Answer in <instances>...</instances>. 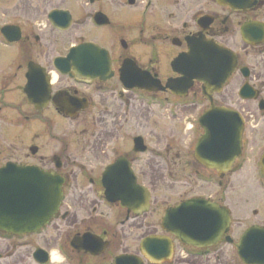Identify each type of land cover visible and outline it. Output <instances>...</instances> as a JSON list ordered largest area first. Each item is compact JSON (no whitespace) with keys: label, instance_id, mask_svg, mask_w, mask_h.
Listing matches in <instances>:
<instances>
[{"label":"flooded vegetation","instance_id":"1","mask_svg":"<svg viewBox=\"0 0 264 264\" xmlns=\"http://www.w3.org/2000/svg\"><path fill=\"white\" fill-rule=\"evenodd\" d=\"M28 1L32 7L36 5L37 17L44 16L43 28L34 20H29L31 24L0 21V45L9 50L4 56L7 59L4 68H0V168L8 164L34 167L59 177L63 180L62 200L58 212L38 231L21 235L0 231V244L6 245L7 257L15 262L20 260L19 263L27 259L28 264H54L52 251L47 247L53 242L62 258L60 264H229L232 261L225 258L224 252L232 247L236 249L237 264H244L238 254L241 236L251 227L264 228L263 223L251 224L235 237L232 221L229 233L211 248L183 245L162 231L166 211L194 198L226 206L224 199L192 195L160 213L156 186L162 168L161 176L167 180L170 173L174 186L178 180L198 179L209 187L211 179L217 178L218 187L222 188L225 182L233 186L235 181L247 176L252 181L260 179L264 192L260 165L264 159V0H120L121 7L111 12L100 7L105 0H75L74 8L64 5L68 0ZM83 3L90 8H82ZM138 4L142 6L137 18L141 37L149 20L158 25L157 37L153 36V40L158 38V44L151 39L144 43L147 39L144 36L137 41L133 39L132 46L120 38L116 47H106L77 36L80 41L67 46L61 35L80 23L88 27L92 36L100 30L114 34L127 22L125 14L120 17L123 10L127 13ZM4 27L18 28V33L14 30L8 35L19 39L9 42L3 34ZM104 36L108 35L104 33ZM193 39L214 43L231 55L222 64L231 71L228 76L226 69L221 74L226 80L220 92H209L214 106L234 111L244 126L241 154L222 174L205 167L196 158L197 144L205 133L200 121L212 106L204 93L205 83L193 78L190 69L183 72L182 64L175 66L181 56L189 53ZM83 44H95L106 50L109 63L103 62V70L96 71L91 65L90 73L82 68L84 59L93 61V57L79 55V67L75 65V68L71 66L74 63L63 62L74 47ZM146 84L147 87L143 86ZM150 108L165 110L171 119L182 120L187 125L192 159L186 167L192 171L193 179L181 177L174 170L170 149L165 155L158 154V146L148 143L140 131L128 134L122 139L124 143H113L111 147L107 143L106 151H96L101 136L103 140L109 134L129 132L132 114ZM57 118L89 125L84 126L82 134L91 136L80 156H74L65 146L57 147L49 157L35 143L36 130L48 132L51 121ZM105 132L109 134L103 135ZM18 139L21 150L16 148ZM91 152L95 153V161L99 162L105 155L107 162L99 167L82 162L83 156ZM149 165L156 170L160 167L157 177L152 170L148 177L144 170ZM110 167L109 180L115 183V188L109 196L133 197L137 203L147 195V207L130 209L123 207L121 201L106 199L103 181ZM70 199L77 200L76 213L70 212ZM162 236L172 239V255L161 258L144 255L143 241ZM130 246L136 248L134 252ZM89 247L95 254L86 251ZM121 257L128 258L121 260Z\"/></svg>","mask_w":264,"mask_h":264},{"label":"water","instance_id":"2","mask_svg":"<svg viewBox=\"0 0 264 264\" xmlns=\"http://www.w3.org/2000/svg\"><path fill=\"white\" fill-rule=\"evenodd\" d=\"M16 31L15 27L2 29L9 42L19 38L9 36L8 32ZM84 59L82 68L92 73L91 65L96 71L103 70V62L109 63L107 52L93 44H84L74 47L67 59L63 62L68 65L74 63L79 67L77 57ZM228 51L204 39L190 41L189 53L181 56L176 63L182 64L183 72L191 70L199 81L204 82V93L211 99L212 106L202 117L200 123L204 135L196 147V158L205 167L216 170L220 174L228 171L241 154L243 120L234 111L214 106L210 93H219L226 78L221 74L230 67L223 66ZM89 63V65H87ZM228 64V62H227ZM69 69V68H68ZM65 70L62 73H66ZM100 73V72H99ZM30 78V75H29ZM123 79V77H122ZM147 87L146 85H143ZM210 92V93H209ZM264 175V159L260 164ZM112 167L104 174V185L107 200L121 201L123 207L130 209L145 208L149 204L147 195L135 203L133 197H111L115 183L109 180ZM63 180L50 173L42 172L34 167H18L13 164L0 169V231L8 234L21 235L38 231L48 223L58 212L62 200ZM136 208V209H137ZM231 211L225 206L206 199L194 198L169 208L162 221V231L175 237L183 245L196 249H205L217 245L229 233L232 224ZM230 237H227V240ZM73 247L77 248L75 243ZM141 249L149 258L166 257L173 253V242L170 237H150L143 241ZM87 252L95 254L91 247ZM42 251H38L41 254ZM238 254L244 264H264V228L251 227L243 236L238 247ZM128 257H121V260ZM43 262H46L43 261Z\"/></svg>","mask_w":264,"mask_h":264},{"label":"rangeland","instance_id":"3","mask_svg":"<svg viewBox=\"0 0 264 264\" xmlns=\"http://www.w3.org/2000/svg\"><path fill=\"white\" fill-rule=\"evenodd\" d=\"M118 1L120 0H105L102 4L103 6L101 5L100 7L108 8V11L111 12L113 11V9L121 7ZM31 5L32 4H30L28 0H0V21L2 23H21L29 22V20H34L38 22L43 28V25L45 23L44 16L39 15L37 17L35 13L37 11L36 5H33V7ZM64 5L69 8H74L75 0H68V2ZM82 8L89 9L90 7H87L86 4L83 3ZM141 9L142 6L138 4V6L132 7L130 10H127V13L123 10V13L120 14V17H123V14H125L127 22L121 24L119 30L116 29L114 34L109 30H100L98 32H94V36H92L88 27L82 26V24L80 23L78 27H72L65 34L61 35H63L67 46L76 42L78 43L80 40L77 36H85V40H95L105 45L106 47H116L118 43L117 40H119L120 38H124L125 40L129 41L130 45L132 46L133 39L134 41H137L138 39L144 38V36L147 38L143 40L144 43L145 41H155V43L158 44V38L156 40H153V36L157 37L155 33L157 32L158 25L156 23L150 22L149 20L146 22V32L144 36L141 37V28L138 26L137 19ZM28 24H31V22H29ZM114 26L118 27L117 23H115ZM104 33H106L108 36L105 37ZM149 39L151 40L149 41ZM136 43L137 42H135V44ZM8 51V49H5L0 45V68L2 69L4 68L3 64L5 63V60H7L4 58V56H6ZM132 117L133 118L131 122V128H129V132H127L126 130H123L122 133L117 134H109L108 132H105L103 135H109L105 136L103 140H100L102 136L99 140H97L98 144L96 146V151H106L107 143L108 147H111L113 146V143L117 144L123 142L122 139H126L128 134L140 131V133L146 137L148 143L158 146V154L165 155L166 150L170 149L169 159L173 160L172 163L174 164V170L179 172L181 177L184 176L185 178H187L188 176L190 179H193L191 175L192 171L188 166L186 167L187 162H190L192 159L189 155L190 150L188 149L190 134L187 130V125L182 120L171 119L165 110L161 111L159 109L157 110L150 108L147 110H143V112L138 110L137 112H134L132 114ZM51 122L52 123L50 124L48 132H46V130H36L34 134L35 143L43 149L42 154L45 153V155L50 157L56 152L57 147L64 148L65 146H68L70 152L74 153V156H80L82 152L81 150L88 140L87 138L91 136H88V134H82V132L85 130V127L89 125L80 123V121L77 120H69L63 118H57ZM136 124H139V126H134ZM91 144H93V141H91ZM20 146V141L18 139V141H16V148H19L21 150L22 148ZM94 155V152H91L89 156L88 154L84 155L82 162H90V164L95 167H99L100 165L107 162L105 155L102 156V153V157L100 156L102 159L98 160L99 162L95 161ZM34 161H37V158H35ZM159 168L160 167H158L157 170H159ZM161 169L162 168H160L161 172H158V175L160 176L158 179V184L156 186L158 210L160 211V213H163L164 210L169 206L175 205L182 198L190 197L192 195H204L205 197H211L214 200H218L220 198L224 199L223 203L232 212L231 217L235 225L233 226V235L235 237L239 236L246 228L251 226V224H264V192L261 190V186L259 185L260 179L257 181H252V179L246 176L243 177V179L240 181H235L233 183V186L228 184V182H225L224 185L228 186L227 190L224 189L225 186L222 188L218 187L217 178L214 180L211 179L209 187L203 186L202 182L198 181V179L189 182L178 180L179 182L176 184V186H174L172 184L175 182L170 173H167V180H165L163 176H161L163 172V169ZM151 170L153 171V175L156 176L157 170L152 169V166L150 165L147 166L144 171L147 172L149 177ZM76 201V199H70V201H68V204L72 209V211L70 212L76 213ZM255 211H257V214L254 213ZM77 214L78 216L86 215L80 213ZM154 218L152 219V221L154 220ZM47 247H49V250L52 251V254L54 255V264H60L62 258L59 255L57 247L53 244V242L47 244ZM128 248L129 247L126 246V249ZM135 249L136 248L134 246H130L131 252H134ZM6 251V245L0 244V255H5L2 257V259H0V264H28L27 259L25 263H19L20 260L18 262H15V260H13L12 258H8L6 255ZM224 255H226L225 258H227L229 261H232L229 264H237V253L235 248L231 247L230 249H227L224 252ZM211 264H216V262H211Z\"/></svg>","mask_w":264,"mask_h":264},{"label":"bare ground","instance_id":"4","mask_svg":"<svg viewBox=\"0 0 264 264\" xmlns=\"http://www.w3.org/2000/svg\"><path fill=\"white\" fill-rule=\"evenodd\" d=\"M53 258H54V255H53Z\"/></svg>","mask_w":264,"mask_h":264}]
</instances>
